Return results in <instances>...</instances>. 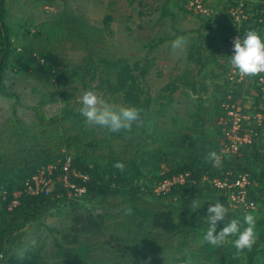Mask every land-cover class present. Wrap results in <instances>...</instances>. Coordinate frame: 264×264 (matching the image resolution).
Masks as SVG:
<instances>
[{"label":"rangeland","instance_id":"374dc122","mask_svg":"<svg viewBox=\"0 0 264 264\" xmlns=\"http://www.w3.org/2000/svg\"><path fill=\"white\" fill-rule=\"evenodd\" d=\"M190 1L3 0L9 44L0 75V264H148L149 257L150 264H185L189 256L194 264H247L249 251L233 259L231 243L203 242L207 209L217 201L228 207L224 195L204 186L161 197L146 190L167 172L197 166L192 136L201 126L193 118L205 108L198 99L222 84L217 70L215 81L206 75L211 87L202 86L203 55L220 46ZM181 35L188 44L174 55L170 42ZM87 91L142 109L151 126L110 133L86 125L79 101ZM66 155L92 165L104 190L71 200L55 188L34 213L6 206L10 193ZM135 167L145 179L132 177ZM197 167L199 177L209 173ZM256 197L253 210L231 207L217 234L245 213L256 217L257 236L264 233L262 183ZM197 198L201 207L192 209ZM253 249L254 264H264V243L257 239Z\"/></svg>","mask_w":264,"mask_h":264},{"label":"built area","instance_id":"2783aa9c","mask_svg":"<svg viewBox=\"0 0 264 264\" xmlns=\"http://www.w3.org/2000/svg\"><path fill=\"white\" fill-rule=\"evenodd\" d=\"M38 1L45 2L46 0ZM235 4L229 10L230 23L226 35L225 51L229 59L234 55L233 41L236 38L243 39L245 32L250 29L257 31L264 28V0L259 1V6L256 9L246 7L243 0H239ZM190 8L199 16H209L211 11L203 0H191ZM38 61L40 65L45 64L43 57H39ZM50 70L52 75L57 71L54 66H51ZM227 78L231 82L238 83L249 79L241 80L232 70L227 73ZM250 79L258 83L264 99V82H261V77ZM221 107L223 114L219 117V125L223 132V138L219 146L220 154L224 157L236 156L245 148H252L261 129L264 128V110L255 115H248L240 107L232 104L229 97ZM86 168V165L80 164L66 155L63 159L57 160L55 164L53 163L48 171H39L35 174L33 180L25 183L19 194L13 193L8 208L12 210L19 206L21 196L53 197L55 188L58 189V197L71 200H77L103 190L102 183L93 175L94 167L90 165L88 171L85 170ZM258 185V180L250 171L227 169L212 171L199 177L197 170L192 168L167 172L155 181L149 182L146 190L154 197H161L187 187L204 186L210 191L224 195L228 205L230 203L234 210L247 211L257 207L256 188Z\"/></svg>","mask_w":264,"mask_h":264},{"label":"clouds","instance_id":"9594fccd","mask_svg":"<svg viewBox=\"0 0 264 264\" xmlns=\"http://www.w3.org/2000/svg\"><path fill=\"white\" fill-rule=\"evenodd\" d=\"M188 44L186 36H177L170 42L172 54L182 52ZM234 55L228 59L233 73L237 74L241 80L246 78L261 77L264 82V38L256 30L245 32L243 39L236 38L233 41ZM43 62V61H41ZM33 67H35L33 65ZM80 115L85 119L86 125L106 129L110 133L125 132L131 133L133 126L136 128L150 127L151 121L142 109L134 106L114 105L99 97L93 91L85 92L80 97ZM207 159L213 163L214 167L221 166L222 158L215 151L207 154ZM114 168L124 171V164L117 162ZM199 198L192 202V209L200 208ZM231 204L225 207L219 201L208 207V217L206 223L207 231L203 236V242L214 247H223L229 243L235 249L233 259H241L245 251H251L257 243L256 217L252 213H245L242 221L230 219V221L217 234L218 223L225 221L229 216ZM133 210L129 206L123 209V215L130 216ZM234 239H231L233 238ZM151 257L148 258L150 264ZM185 264H194L189 256Z\"/></svg>","mask_w":264,"mask_h":264},{"label":"crops","instance_id":"0c3cea01","mask_svg":"<svg viewBox=\"0 0 264 264\" xmlns=\"http://www.w3.org/2000/svg\"><path fill=\"white\" fill-rule=\"evenodd\" d=\"M203 1L211 11L209 16H201L203 17L201 19L208 21V24L214 31L212 36L209 35V38H211V40L213 39V41H217L220 49L211 50L210 48V52H206L208 56L203 55L205 63L202 65L204 70L202 80L205 82L202 86L204 90L207 89V84L208 87H211V81L207 83L206 75H210L208 78L215 81V79H212V74L217 72V70L220 74L222 84L213 85L212 88L214 91L211 97L207 95L205 101L198 99L199 105L205 106V108L203 107L204 113H196L194 115L195 118H193V121L199 123L201 126V131H197V133L192 136V139L196 138L192 141L194 142L193 144H195V148L198 149L196 152L193 150V152L197 156L198 162L204 166L208 172L227 169L251 171L259 184L262 183L264 185V128L261 129L260 135L254 146L252 148H245L239 155L224 157L220 154L219 148L223 138V132L219 125V117L223 114L221 106L227 97H229L232 104L240 107L248 115H255L264 110L262 89L256 81L249 78L246 81L238 83L231 82L227 78V73L231 70V66L228 62L229 58L225 51L226 35L230 23L229 10L232 6H235V3L239 0ZM244 1L246 7L256 9L259 6L260 0ZM257 32L264 38V28L257 30ZM212 151H215L221 156V166L214 167L213 163L207 159V154Z\"/></svg>","mask_w":264,"mask_h":264},{"label":"trees","instance_id":"16d2710c","mask_svg":"<svg viewBox=\"0 0 264 264\" xmlns=\"http://www.w3.org/2000/svg\"><path fill=\"white\" fill-rule=\"evenodd\" d=\"M2 8H3V0L0 1V42H1V45H0V75H1V72L4 69L5 65L7 64V63L4 62V54L6 52L4 49H5L6 45L9 44V39H8V36H7L6 26L4 24L3 17H2V12H3ZM0 84H1V77H0ZM76 162H79L80 164H84L83 160H79V161H76ZM198 164H200V163L197 160V166H198ZM197 166L195 164H194V166L189 165V166H186L183 169H192L193 168V169L197 170V168H198ZM85 170L88 171L89 169L86 168ZM133 171L134 172L132 174V177L134 179H145L146 178L139 171V169L137 167H135ZM97 173L98 172L94 168L93 169V175L95 176V178L96 177L98 178ZM197 174H198V170H197ZM92 189H93V187H92ZM12 196H13V193H10L9 201L7 202L6 206H8L10 204ZM51 198L52 197H50V198H36V197H31V196H23V197H21V202H20L21 205L18 207V209L21 210L23 208V206L26 205L27 212H31V211L33 213L36 212V211L40 212V211L43 210L44 206L47 205V202H49ZM1 209L2 208L0 207V214H3ZM258 239L260 241H262V243H264V233L260 232L258 234ZM256 254H257V249H252L250 251V253L248 255L247 264H254V258H255Z\"/></svg>","mask_w":264,"mask_h":264},{"label":"water","instance_id":"95a60500","mask_svg":"<svg viewBox=\"0 0 264 264\" xmlns=\"http://www.w3.org/2000/svg\"><path fill=\"white\" fill-rule=\"evenodd\" d=\"M0 1H2V0H0Z\"/></svg>","mask_w":264,"mask_h":264}]
</instances>
